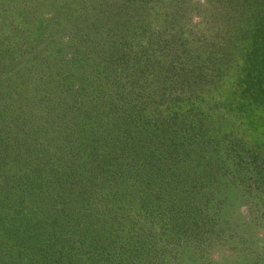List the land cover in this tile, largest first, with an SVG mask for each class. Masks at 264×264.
<instances>
[{"label":"trees","instance_id":"trees-1","mask_svg":"<svg viewBox=\"0 0 264 264\" xmlns=\"http://www.w3.org/2000/svg\"><path fill=\"white\" fill-rule=\"evenodd\" d=\"M28 1L7 0L0 17V31L8 32H0V74L14 77L29 97L0 104V264H264V246L243 255L231 247L245 238L254 249L260 241L262 227L244 217L243 206L255 207L254 194L241 188L218 200L212 194L220 171L230 168L232 144L194 117L201 106L209 108L207 97L212 107L224 103L233 81H243L238 90L264 102V0H225L237 10L225 20L229 36L212 42L207 53L201 50L207 36L198 35H206L203 25L185 34L181 44L214 70L227 69L221 58L228 49L239 56L219 87L211 85L213 94L197 101L177 78L178 46L161 48L164 38L184 36L179 29L162 40L151 32L155 58L118 82L93 78L101 84L96 91L86 88L89 75L72 66L40 78L34 67L43 43L37 40L42 45L32 54L23 50L28 28L19 17ZM174 1L185 2L179 12L186 13L196 3L203 12L216 6ZM104 83L118 84L121 101ZM5 85L0 93L10 91ZM258 127L264 142V122ZM218 140L225 151L209 154ZM251 161L264 165V154ZM236 172H244L241 164ZM259 181L264 186V169Z\"/></svg>","mask_w":264,"mask_h":264},{"label":"rangeland","instance_id":"rangeland-1","mask_svg":"<svg viewBox=\"0 0 264 264\" xmlns=\"http://www.w3.org/2000/svg\"><path fill=\"white\" fill-rule=\"evenodd\" d=\"M224 1L213 0L212 4L216 5L214 10L208 8L204 12L201 5L196 3L191 6L194 9L187 10L186 13V10L179 12V8L187 6V4L183 1L181 4H177L174 0L172 2L170 0H41L40 6L36 5V0H29V7L25 6L28 11H22L23 14L21 13L22 15L19 17V20L25 23L24 26L28 28L27 31H23V35L26 37L22 38L23 50L26 54H32V47L41 46L42 44L37 40L41 41L44 48L39 55V52L36 51L38 62L34 67V70L40 71L37 73L40 78L44 76L43 72L50 71L53 74L59 71L64 73L66 67L72 66L74 70L76 68L78 72L84 71L89 75L86 88L88 91H96L101 84L93 78L98 77L104 81L114 79V82L119 81L118 76L126 79L137 65L155 58L157 53L154 52L157 48L155 35L158 34L162 40V36H166L168 32L179 29L178 32L184 36L179 40L175 36L169 40L164 38L161 48L163 45L178 46L181 53L179 57L183 63L177 69L181 76L177 78L184 79L182 84L184 88H187L186 90H189L188 86H191L193 97L190 100L197 101L199 95L204 97L213 94L215 90H212L211 85L214 88L219 87L221 81L224 80L223 75L228 71L233 72L235 69L234 66L239 56L238 54L233 55L228 49L221 58L227 69L216 68L214 70L213 65L200 61L198 56H191L188 45L181 44L185 41L182 39L185 38L188 31L191 33L199 31L202 25L206 35L198 34L199 38L204 40L207 36L204 41L206 45L201 47L203 53L209 51L213 45L212 42L227 39L229 34L225 32V25L229 22L226 23L225 20L233 15V11L236 13L237 10L226 8L228 1L225 3ZM5 2L7 0H0V17L4 11L3 4ZM30 6L34 8H30ZM219 9L221 11L217 13ZM10 24L11 22L8 26ZM35 30L42 33L41 38V35H34ZM0 32L4 35L8 33L7 31L2 32V29ZM151 32L156 34L151 35ZM60 41L63 42V45L57 46ZM157 45L159 48L158 42ZM85 59H89L88 65L83 64ZM14 79V77L6 79L3 74H0V80L3 81L0 84V91L8 88L5 83L10 88L9 92L0 93L2 106H15L20 101L27 103L29 100L28 95L21 94L24 92L23 86L18 82H13ZM233 83V93L228 95L229 98L224 103L221 101L212 107L213 103L210 102L208 105L210 98L207 97L204 104L209 108L201 106L194 117L202 119L213 134L217 130L223 131L225 138L232 144H228L232 153L227 152L230 168L220 171L218 174L220 177L213 184L214 199L221 198V194L223 198H226V195H232L233 192L229 189L233 188L247 189L251 191L252 195L254 194L255 207L243 206L244 217L247 220L255 219V224L260 225L262 230L257 234L260 241L254 249L249 247L245 238L231 244L236 253L243 255L245 251L252 254L264 246V186H259L264 165L254 164L251 161L255 153L264 154V142L259 141L263 131L261 127H258L264 122V102L253 101L252 97L241 90L243 88H240L241 91H239V86L241 87L243 81L240 80L237 83L233 81ZM110 86L109 83H104L103 86L104 91L108 94L118 95L121 92L118 89V84ZM118 98L121 101L122 97L118 95ZM225 145L226 143L222 141L211 144L213 149L209 151V154L220 149L225 151ZM240 164L244 171L241 174L236 172L240 168ZM40 174L45 175L44 171ZM223 202L225 201H221L220 206L223 205ZM36 207L34 213L39 215L41 203H38Z\"/></svg>","mask_w":264,"mask_h":264}]
</instances>
